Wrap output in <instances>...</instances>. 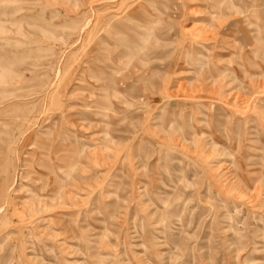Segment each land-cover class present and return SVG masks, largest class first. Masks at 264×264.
<instances>
[{
    "label": "rangeland",
    "instance_id": "obj_1",
    "mask_svg": "<svg viewBox=\"0 0 264 264\" xmlns=\"http://www.w3.org/2000/svg\"><path fill=\"white\" fill-rule=\"evenodd\" d=\"M248 9L264 0H0V264H264ZM140 43L152 60L114 65Z\"/></svg>",
    "mask_w": 264,
    "mask_h": 264
},
{
    "label": "bare ground",
    "instance_id": "obj_2",
    "mask_svg": "<svg viewBox=\"0 0 264 264\" xmlns=\"http://www.w3.org/2000/svg\"><path fill=\"white\" fill-rule=\"evenodd\" d=\"M214 1V0H213ZM218 2V1H217ZM216 2V3H217ZM219 3V2H218ZM217 3V4H218ZM220 3H221V1H220ZM215 4V3H214ZM213 5V4H212ZM217 7H218V5H216ZM116 10V9H115ZM134 10H136V9H134ZM138 10V9H137ZM136 10V11H137ZM212 10L213 9H211V12H212ZM223 10V9H222ZM230 10V9H229ZM135 11V12H136ZM248 11L250 12V14H247V16H249V17H251V15H253V14H255V15H253V16H255V22L256 23H254V24H252V23H250V22H248L247 23V27L252 31V33H251V35L253 36V38H259L260 37V35L261 34H264V19H263V14H264V9H254V11H253V14H252V9H248ZM134 13V12H133ZM137 13H138V11H137ZM137 13H135V15L134 16H136L137 15ZM213 14H217V15H219V14H221V13H223L222 11H221V9H219V10H214L213 12H212ZM212 14V15H213ZM128 15V14H127ZM131 15V14H130ZM129 15V16H130ZM147 15V14H146ZM116 16V15H115ZM114 18V17H113ZM148 18V17H147ZM150 18V17H149ZM252 18V17H251ZM109 19V18H108ZM107 19V20H108ZM216 19V18H215ZM214 19V20H215ZM258 19V20H257ZM153 20V19H152ZM217 20V19H216ZM260 20L261 21H263V24L260 22ZM145 24V23H144ZM148 24V23H147ZM146 24V25H147ZM262 24V25H261ZM94 25V24H93ZM220 25V24H219ZM107 26V25H106ZM120 27L118 24H114V27ZM98 27V26H97ZM196 27V26H195ZM3 29V28H2ZM88 29V28H87ZM147 29V28H146ZM112 30V29H111ZM201 30V29H200ZM100 31V30H99ZM98 31V32H99ZM197 32H198V29H197ZM205 32V31H204ZM92 37V36H91ZM147 40V39H146ZM103 41V40H102ZM88 45V44H87ZM146 46V47H145ZM263 49H264V43L263 44H261L260 45ZM148 47V45H146V44H144V43H140V44H138V45H136L134 48L133 47H129V49H124V50H122V49H119L118 47H117V55H115V57L117 58V63L116 64H114L116 67H118L119 65H122V59H120V58H123V57H125L126 56V54L128 53L129 54V57L131 58L132 56H133V58H134V54L135 53H133L134 52V50H136L139 54H143V56H141V55H139L138 56V60H137V62H143V61H150V60H152L153 59V56L148 52V51H146V48ZM115 48V47H114ZM133 48V49H132ZM107 49H108V51L111 53V51H110V48L107 46ZM133 51V52H132ZM109 55V54H108ZM257 55H258V57L257 56H254V54H252V56H251V58L252 59H250V61H249V65H251V66H256L257 65V62H259L260 64H262V63H264V50H262V51H259V52H257ZM121 56V57H120ZM119 57V58H118ZM247 58V57H246ZM135 59H136V57H135ZM109 60L110 61H112L111 60V57L109 58ZM108 60V58L105 60L106 62H108L109 61ZM132 60V59H131ZM129 60V61H127L126 62V64L128 63V64H130V63H132L134 60ZM143 60V61H142ZM246 60V59H245ZM252 60V61H251ZM253 60H255V62L253 61ZM99 60H95V62L98 64V63H102L103 64V62H98ZM102 64H99L98 66H96V70H97V72L99 73V74H101L100 72H99V68H100V66H102ZM255 64V65H254ZM110 65V64H109ZM109 65H108V67H109ZM139 66H141L140 64H138ZM137 65V66H138ZM248 65V66H249ZM106 66V65H105ZM146 67H148V65H145ZM116 67H114L113 69H111L112 71L114 70V69H116ZM142 68V67H141ZM106 69V68H105ZM252 69V68H251ZM253 69H254V67H253ZM252 69V70H253ZM110 70V69H109ZM148 71V70H147ZM110 72V71H109ZM144 76V75H143ZM56 79V78H55ZM137 79H140V78H137ZM134 80H135V78H134ZM12 82V81H11ZM76 83H78V82H76ZM105 85L106 86V88H103V92L106 94V92H108V93H111L112 94V90L109 88V87H107V84H105L104 82H101V83H99V85ZM251 85V84H250ZM103 87V86H102ZM136 88V87H135ZM146 88V87H145ZM144 89V88H143ZM132 90V89H131ZM106 91V92H105ZM128 92H130V90L128 91ZM133 92V91H132ZM143 92H144V90H143ZM200 92V91H199ZM54 95V94H53ZM130 96V95H129ZM133 97V96H132ZM131 98V97H130ZM50 100V99H49ZM108 101L106 100V103H107ZM127 99H125V100H123V105H124V107L126 106V104H127ZM103 108V107H102ZM124 113V112H123ZM42 114V113H41ZM100 114L104 117V118H107V119H115V110H114V108L113 107H111L110 106V104L107 106V107H105V109L103 110V112H100ZM178 116V115H177ZM183 116V115H182ZM186 117V116H185ZM80 119H82V118H80ZM82 120H84V119H82ZM29 121V120H28ZM107 122H105V123H103L104 125L106 124ZM26 124V123H25ZM107 125H108V123H107ZM173 127V126H172ZM175 128H176V126H174ZM170 133V132H169ZM107 133H105V135L103 134L102 136H103V138L104 139H107L108 140V137H107V135H106ZM49 149V148H48ZM94 149V148H93ZM98 150V149H97ZM7 151V150H6ZM9 151V150H8ZM47 152H48V150H47ZM98 152V151H97ZM101 152V151H100ZM94 153V152H93ZM44 154H47V153H44ZM43 156H45V155H43ZM73 157V156H72ZM55 158H56V160L55 161H58V162H60V161H63V157L62 156H60V155H58V154H56L55 155ZM55 161H52V163H53V165H52V168L54 167L55 168ZM75 162H76V160H74L73 161V158H70L69 157V159H68V161L66 162V163H64V165L63 166H57V168L58 167H60L59 169H61V173H62V175L64 176V174L66 175L65 177H63L64 178V180H65V182H67V185L66 186H70L71 185V183H72V176L70 175V172H71V168H72V166L75 164ZM62 168H66V170H62ZM65 187V185L64 184H62L61 183V181L58 179V178H54L53 179V181H52V183H51V185H50V189H49V197L47 198V199H49L50 201H53L54 202V204H55V206H56V204L58 205V206H61V205H64V204H66L67 206H70V205H72L73 204V201H74V196H73V194H71V193H67L66 191L67 190H63V188ZM46 199V200H47ZM37 201H39V200H37ZM40 203V202H39ZM44 204V203H43ZM75 205H76V202H75ZM27 206V205H26ZM33 206V205H32ZM42 207V206H41ZM62 207V206H61ZM65 207V206H64ZM73 207V206H72ZM29 208V207H28ZM27 208V209H28ZM31 208V207H30ZM33 208V207H32ZM43 209V208H42ZM49 209V208H48ZM51 209V208H50ZM61 209V208H60ZM59 209V210H60ZM62 209H63V207H62ZM61 209V210H62ZM65 209V208H64ZM70 209V208H69ZM54 210V209H53ZM56 210V209H55ZM33 211V210H32ZM52 211V210H51ZM42 212V211H41ZM49 212H50V210H49ZM30 213V212H29ZM38 213V212H37ZM46 213H47V210H46ZM66 213V212H65ZM32 214V213H31ZM41 214H43V213H41ZM45 214V213H44ZM67 215V214H66ZM70 216V215H69ZM63 217V216H62ZM68 220H70V219H68Z\"/></svg>",
    "mask_w": 264,
    "mask_h": 264
}]
</instances>
